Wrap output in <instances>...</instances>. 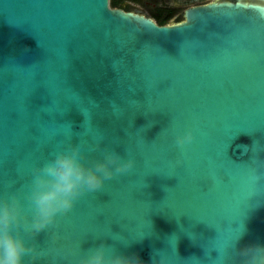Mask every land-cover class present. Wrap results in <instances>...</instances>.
Masks as SVG:
<instances>
[{"label": "water", "instance_id": "95a60500", "mask_svg": "<svg viewBox=\"0 0 264 264\" xmlns=\"http://www.w3.org/2000/svg\"><path fill=\"white\" fill-rule=\"evenodd\" d=\"M184 12L158 26L108 0H0V202L17 196L19 235L46 253L24 264H80L100 244L240 264L264 246V7ZM77 146L88 167L106 151L135 167L26 231L34 171Z\"/></svg>", "mask_w": 264, "mask_h": 264}, {"label": "clouds", "instance_id": "9594fccd", "mask_svg": "<svg viewBox=\"0 0 264 264\" xmlns=\"http://www.w3.org/2000/svg\"><path fill=\"white\" fill-rule=\"evenodd\" d=\"M195 136L191 130L175 138L180 150L191 145ZM79 146L58 152L33 173L31 190L27 196L32 212L30 224H24L26 231L39 234L56 222L59 215L69 213L77 199L85 192L100 190L105 181L117 175L130 173L135 167L134 159L124 160L116 152H107L102 162L88 167ZM21 226V204L17 196L0 202V264H24V258L37 260L46 253L26 244L19 235ZM237 255L240 264H264V246L253 245L241 249ZM223 259V257H221ZM80 264H141L136 257L117 254L112 248L100 244L88 251ZM154 264H165L161 258Z\"/></svg>", "mask_w": 264, "mask_h": 264}, {"label": "flooded vegetation", "instance_id": "af4514ba", "mask_svg": "<svg viewBox=\"0 0 264 264\" xmlns=\"http://www.w3.org/2000/svg\"><path fill=\"white\" fill-rule=\"evenodd\" d=\"M242 3L264 7V0H113L111 8L141 15L158 26L184 20L185 10L210 3Z\"/></svg>", "mask_w": 264, "mask_h": 264}, {"label": "trees", "instance_id": "16d2710c", "mask_svg": "<svg viewBox=\"0 0 264 264\" xmlns=\"http://www.w3.org/2000/svg\"><path fill=\"white\" fill-rule=\"evenodd\" d=\"M113 0H108V6L111 8L113 5Z\"/></svg>", "mask_w": 264, "mask_h": 264}]
</instances>
